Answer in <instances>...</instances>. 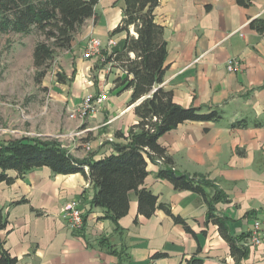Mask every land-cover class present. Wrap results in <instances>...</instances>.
<instances>
[{"label": "crops", "instance_id": "obj_1", "mask_svg": "<svg viewBox=\"0 0 264 264\" xmlns=\"http://www.w3.org/2000/svg\"><path fill=\"white\" fill-rule=\"evenodd\" d=\"M123 16L124 0H98L94 16L79 29L72 47L59 50L55 59L57 77L46 87L53 114L43 107L38 120L30 123L22 112L28 128L6 114L0 120V142L61 136L57 140L79 159L89 154L101 158L113 151L115 143L124 142L116 133L128 135L139 121L137 103L131 104L132 90L116 87V79L125 73L118 67L108 72L100 57L84 58L94 38L101 40L105 56L124 49L127 34L114 33ZM154 16L168 45L162 85L182 107L201 108L203 113L217 109L222 114L216 122L186 121L159 143L176 172L212 183L205 188L208 198L217 191L227 197L215 208L227 218L231 235L247 236L249 252L241 264H264V237L260 246L249 245L254 222L264 214V31L251 27L264 21V0H252L249 6L237 0H160ZM131 34L136 35L133 28ZM110 39L116 46L109 47ZM232 59L239 66L229 72ZM102 93L108 99L82 125L63 116V110L69 113L87 94ZM78 131L84 132L80 138H69ZM161 167L149 162L143 187L159 203L170 205L193 234L161 209L151 218L139 215L135 194L129 213L116 227L93 206L95 189L83 174L54 175L42 167L11 185L0 184V208L9 221L0 231L5 249L18 264H146L158 252L167 257L156 264H182L194 255L204 264H236L218 226L208 222L203 196L175 190L172 182L158 176ZM72 201H79L84 213V227L77 232L62 217Z\"/></svg>", "mask_w": 264, "mask_h": 264}, {"label": "trees", "instance_id": "obj_2", "mask_svg": "<svg viewBox=\"0 0 264 264\" xmlns=\"http://www.w3.org/2000/svg\"><path fill=\"white\" fill-rule=\"evenodd\" d=\"M237 1L242 6H249L252 2ZM159 2L124 0V16L114 31L125 32L127 37L124 49L112 52L108 61L125 73V77L116 79V87L122 91L132 90L131 104L137 103L134 111L139 118L128 135L116 133V137L124 142L115 143L113 151L101 158L89 154L83 159L72 156L54 138L0 142V184L11 185L17 178L42 167L50 168L54 175L81 173L94 186L93 206L101 208L104 218L111 220L116 227L129 213L131 195L135 194L139 215L151 218L161 209L176 224L193 234L188 223L172 213L170 205L159 203L157 196L143 187L149 162L158 164V160L163 159L158 176L172 182L177 191H190L203 196L208 206V222L218 226L236 264H241L249 252L247 236L238 238L231 235L227 218L219 216L215 208L218 202H226L227 197L217 191L213 198H208L205 188L212 183L176 172L172 160L159 143L164 134L186 121L216 122L222 118L217 109L203 113L201 108L180 106L174 101L173 92L162 85L168 45L164 39V28L155 22L154 10ZM97 3L98 0H0V34H30L37 30L45 35L52 43L40 42L34 49V65L39 69L45 68L54 59L55 50L72 47L79 29L94 16ZM251 27L263 32L264 21H255ZM132 28L136 35L131 34ZM131 54L135 57L132 58ZM46 72V69L43 70L41 75H46ZM58 76L63 81V75ZM10 172H15L16 176L10 175ZM8 224V216L0 208V231L6 230ZM166 257L164 253H155L146 264H156V261ZM0 264H18V259L5 249L1 237ZM120 264L123 262L120 261ZM182 264H204V260L194 255Z\"/></svg>", "mask_w": 264, "mask_h": 264}, {"label": "rangeland", "instance_id": "obj_3", "mask_svg": "<svg viewBox=\"0 0 264 264\" xmlns=\"http://www.w3.org/2000/svg\"><path fill=\"white\" fill-rule=\"evenodd\" d=\"M40 42L52 43L37 30L30 34H0V120L6 114L13 115L22 127L28 128L27 121H37L43 107H47L48 115L53 114L46 87L57 77L55 59L59 50H55L48 67L39 69L34 65V49ZM45 69L46 75L42 76ZM22 112L29 118L25 122H22ZM62 114L68 115L64 110Z\"/></svg>", "mask_w": 264, "mask_h": 264}, {"label": "built area", "instance_id": "obj_4", "mask_svg": "<svg viewBox=\"0 0 264 264\" xmlns=\"http://www.w3.org/2000/svg\"><path fill=\"white\" fill-rule=\"evenodd\" d=\"M116 41L110 39L108 42L109 47L116 46ZM94 57H100L102 63L107 65V71L111 72V70L115 67L113 62L108 61V55H103V46L102 42L99 39H91L87 47L85 49L84 58L92 59ZM238 62L236 60H230L227 63V70L229 72H234L238 69ZM120 71L124 73L121 69ZM108 99V95L106 93H102L99 96H94L92 94H87L82 103L74 108L72 111L68 113V117L70 120L76 122L79 125H82L89 117L94 116L101 109L103 103ZM143 100V99H141ZM140 100V101H141ZM139 101V102H140ZM83 131H78L69 136V138L75 139L77 137H81ZM63 137V136H62ZM61 136H58L57 139H60ZM85 148L87 151L91 150L89 144H85ZM159 165H163V159L158 160ZM62 217L65 220L68 228L71 231L77 232L81 231L84 227V213L81 209V205L79 201H72L67 204L62 210ZM264 237V214L261 219H257L254 222L253 230L249 237V245L250 246H260L262 244Z\"/></svg>", "mask_w": 264, "mask_h": 264}]
</instances>
